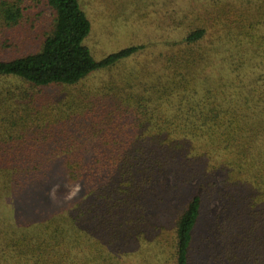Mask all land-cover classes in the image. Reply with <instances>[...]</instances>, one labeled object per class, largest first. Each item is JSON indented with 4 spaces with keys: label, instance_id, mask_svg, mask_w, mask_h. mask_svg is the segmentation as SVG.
I'll use <instances>...</instances> for the list:
<instances>
[{
    "label": "trees",
    "instance_id": "trees-1",
    "mask_svg": "<svg viewBox=\"0 0 264 264\" xmlns=\"http://www.w3.org/2000/svg\"><path fill=\"white\" fill-rule=\"evenodd\" d=\"M158 1L96 61L80 0H0V264H264V0Z\"/></svg>",
    "mask_w": 264,
    "mask_h": 264
},
{
    "label": "rangeland",
    "instance_id": "rangeland-1",
    "mask_svg": "<svg viewBox=\"0 0 264 264\" xmlns=\"http://www.w3.org/2000/svg\"><path fill=\"white\" fill-rule=\"evenodd\" d=\"M80 5L90 22L84 44L96 61L125 47L146 46L157 34L158 0H80ZM146 56L142 55L140 61ZM56 180L24 196L18 206L21 219L42 218L66 205L64 188H69L68 195L79 190L78 185H64L62 178ZM55 183L59 189L53 191Z\"/></svg>",
    "mask_w": 264,
    "mask_h": 264
}]
</instances>
